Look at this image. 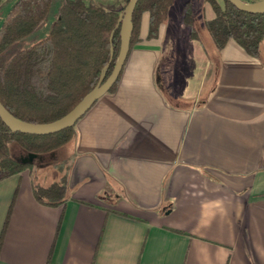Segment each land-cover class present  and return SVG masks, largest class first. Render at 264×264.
I'll use <instances>...</instances> for the list:
<instances>
[{"label":"crops","instance_id":"0c3cea01","mask_svg":"<svg viewBox=\"0 0 264 264\" xmlns=\"http://www.w3.org/2000/svg\"><path fill=\"white\" fill-rule=\"evenodd\" d=\"M189 1L155 37L143 12L115 88L76 122L64 204L34 194L61 180L44 163L0 178V264H45L52 247L50 264H264V45L218 48L215 10L187 22Z\"/></svg>","mask_w":264,"mask_h":264},{"label":"trees","instance_id":"16d2710c","mask_svg":"<svg viewBox=\"0 0 264 264\" xmlns=\"http://www.w3.org/2000/svg\"><path fill=\"white\" fill-rule=\"evenodd\" d=\"M129 0H125V5ZM174 0H138L134 14L132 40L144 11L150 12L149 37L159 33ZM215 15L207 28L218 48L229 38L236 39L251 55L260 57L264 41V12L240 9L230 0H210ZM257 1V0H244ZM53 0H16L0 27V100L15 116L34 123L49 122L69 112L99 81L107 64L111 73L120 49L121 9L87 0H61L50 32L32 44L15 48L22 37L39 28L47 19ZM185 20L192 21L191 2ZM113 53V58H112ZM112 58V60H111ZM121 75V73H120ZM119 75V77H120ZM119 78L110 88L113 90ZM76 122L48 134L12 130L0 116V178L32 165L11 152L18 143L27 153L45 154L76 139ZM36 198L57 206L68 198L67 176L50 184H34ZM10 206L2 234L9 224ZM61 216L58 228L61 226ZM53 247L45 264H50Z\"/></svg>","mask_w":264,"mask_h":264},{"label":"water","instance_id":"95a60500","mask_svg":"<svg viewBox=\"0 0 264 264\" xmlns=\"http://www.w3.org/2000/svg\"><path fill=\"white\" fill-rule=\"evenodd\" d=\"M234 5L240 9L261 13L264 12V0H257L253 2L244 0H230ZM138 0H129L121 12L117 26L120 28V49L115 60L114 67L111 73L106 77L109 64L103 70L98 83L65 115L62 117L49 121L34 123L23 120L13 115L7 107L0 100V116L2 120L15 131H22L26 133L48 134L57 132L69 125L74 124L77 120L85 114V112L92 106V104L103 94L110 90L113 84L119 78V75L126 62L127 56L131 47V39L134 29L133 14ZM113 58V53H112ZM111 58V60H112ZM37 153H28L27 157H23V161H34Z\"/></svg>","mask_w":264,"mask_h":264},{"label":"rangeland","instance_id":"374dc122","mask_svg":"<svg viewBox=\"0 0 264 264\" xmlns=\"http://www.w3.org/2000/svg\"><path fill=\"white\" fill-rule=\"evenodd\" d=\"M179 0H174L173 3L171 4V7L178 5ZM224 0H220V2L223 3ZM194 3L196 4V7H192L191 9L194 10L193 13L196 14L198 21L202 20V15L203 14H210L213 15L214 14V8L213 5L211 3L210 0H194ZM205 3V7L203 6ZM9 2L6 3V5H0V27L3 23L4 17L3 16V12L6 10L7 6H8ZM61 4V0H53L51 7H50V11L48 14V17L46 19V21L36 30H34L33 32H31L30 34L22 37L20 40H18L14 47L15 48H21V47H25L28 46L30 44H32L33 42L43 38L44 36H46L50 30L53 27L55 18H56V13L58 11V5ZM170 7V10H171ZM186 7H184L185 9ZM10 10V8L8 9ZM184 33L187 36L188 30L189 31H193V30H198L201 27V24L199 25V23H195V24H189V23H185L184 22ZM182 44L184 45V43L182 42ZM263 45H264V41H263ZM11 147V152L14 153V155H16L17 157L23 158V157H27L28 153L16 142H12L10 144ZM60 152L56 155V156H48L44 161L42 160H37L35 162L32 161V165L30 166L31 168L35 167L36 172H38V170H40V166L42 163L45 164V166H48V175L50 176V178H57L58 180V176L61 173V177L64 174V169L63 166L65 165V162H68L69 160V156L71 154V152L73 151V142L72 140L69 141L67 144H65L62 148H60L59 150Z\"/></svg>","mask_w":264,"mask_h":264}]
</instances>
